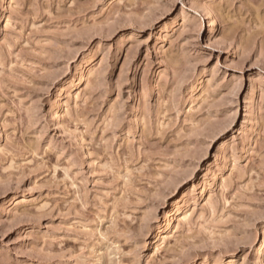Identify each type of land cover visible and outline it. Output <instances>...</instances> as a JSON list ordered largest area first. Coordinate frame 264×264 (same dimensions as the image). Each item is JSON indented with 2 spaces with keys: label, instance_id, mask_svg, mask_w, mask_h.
Wrapping results in <instances>:
<instances>
[{
  "label": "rangeland",
  "instance_id": "1",
  "mask_svg": "<svg viewBox=\"0 0 264 264\" xmlns=\"http://www.w3.org/2000/svg\"><path fill=\"white\" fill-rule=\"evenodd\" d=\"M264 0H0V264H264Z\"/></svg>",
  "mask_w": 264,
  "mask_h": 264
},
{
  "label": "bare ground",
  "instance_id": "2",
  "mask_svg": "<svg viewBox=\"0 0 264 264\" xmlns=\"http://www.w3.org/2000/svg\"><path fill=\"white\" fill-rule=\"evenodd\" d=\"M257 255L260 256V257H262L264 255L263 245L259 248Z\"/></svg>",
  "mask_w": 264,
  "mask_h": 264
}]
</instances>
